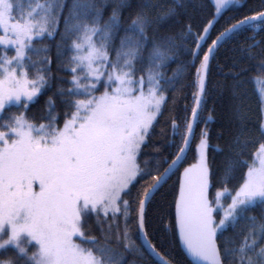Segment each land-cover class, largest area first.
<instances>
[{
  "label": "snow or ice",
  "instance_id": "1",
  "mask_svg": "<svg viewBox=\"0 0 264 264\" xmlns=\"http://www.w3.org/2000/svg\"><path fill=\"white\" fill-rule=\"evenodd\" d=\"M235 5L214 0L206 17L202 0H0V264H176L164 221L189 264H264V86L253 120L239 63L264 83V0ZM57 35L70 86L37 122L30 105L65 79L44 43ZM222 51L240 69L224 147L202 116Z\"/></svg>",
  "mask_w": 264,
  "mask_h": 264
},
{
  "label": "trees",
  "instance_id": "2",
  "mask_svg": "<svg viewBox=\"0 0 264 264\" xmlns=\"http://www.w3.org/2000/svg\"><path fill=\"white\" fill-rule=\"evenodd\" d=\"M26 2V0H25ZM99 3L100 0H97ZM202 3L204 7L201 10L202 16L210 17L211 12L214 8V2L213 0H202ZM259 3V0H241V5H246L247 7H255ZM241 5H236L234 7H240ZM110 9H105V17H107L108 12ZM234 13H230L227 10L223 13L224 19L220 20V24L224 25L227 17L229 15H233ZM127 15V13H125ZM251 35V33H245L242 35L239 39L242 42L251 43V41H245V37ZM59 39V36L57 35L54 38H47L44 40V43L48 44L51 49V56H52V72L54 76H61L64 77V80H57L54 79L52 81V88L48 89L47 92H45L44 95L40 96L37 103L30 105V110L28 112V115L30 118L37 119V122H39V117L43 113V109L45 107V100L49 95H54L56 88L58 85H63L64 87H69L70 85L67 83L68 78H70V72L68 71H58L57 69V58H56V42ZM264 39V33H260L257 36V40ZM261 47H264V45H261ZM9 55L14 54V50L9 48L8 50ZM254 51L259 52V49H254ZM3 52V46L0 45V54ZM238 55V54H237ZM233 53L228 51H222L220 56L218 57V65L219 66H213L212 73H211V84H210V93H209V99L207 108L204 113H202V116L206 117L208 111H212L213 119L209 121V132H210V143L211 144H219L221 147L225 146V139L228 136V132L232 121V105L235 103L232 97V85L234 82V76L232 73L239 72V68L232 67V59ZM36 58L35 56L33 57ZM259 57H257V60ZM241 66L246 67L249 69L246 73H244L243 79L244 83L242 85L241 91L244 93V103L243 108L246 111V113L255 120L256 115L258 114V98H259V80H257V77H261L262 74L253 68V63L247 59H242L239 61ZM175 63L170 65V68H175ZM32 70L30 69V72ZM168 74L171 75V71H168ZM191 77H188L186 80V83L191 82ZM194 90V89H193ZM187 91V90H186ZM57 101V111L62 112L63 106L60 104L59 100L60 98L58 96L54 97ZM191 96L189 95L186 100H178L177 106L172 113V115H177L183 117L185 115V109L184 105H191ZM15 111V109H13ZM168 114H166L167 116ZM7 116L4 114L0 115V120L6 119ZM203 127V125H201ZM161 128H164L167 130V124L161 123ZM156 139H160L159 136V130L157 131ZM255 147H258V145H255L252 147V151L255 150ZM191 153L189 154V161H191ZM223 157L218 158V163L221 162ZM176 181V177H173L172 181H170V185L174 184ZM169 202L171 201V196L168 197ZM167 210V209H166ZM169 216H170V210H168ZM255 214L259 213V209L254 210ZM90 223H93L92 219L90 218ZM167 221H164L161 223L160 231L162 235L167 236L166 240V250L170 251L173 256L176 259V264H189V258L184 254L182 251V246L179 244V242L176 240L175 236H173L170 233L164 232V224H166ZM92 235H95L97 237H100L99 229L95 228V225L93 223V231L91 233ZM165 242V241H162ZM2 251V250H0ZM129 260H131L133 257L129 255L127 257ZM143 264V262H141Z\"/></svg>",
  "mask_w": 264,
  "mask_h": 264
},
{
  "label": "rangeland",
  "instance_id": "3",
  "mask_svg": "<svg viewBox=\"0 0 264 264\" xmlns=\"http://www.w3.org/2000/svg\"><path fill=\"white\" fill-rule=\"evenodd\" d=\"M213 2H214V0H213ZM235 6H236V5H235ZM225 11H226V10H225ZM258 83H259V86H260V87L264 86V83H262L260 80H259ZM260 87H259V88H260ZM0 115H1V114H0Z\"/></svg>",
  "mask_w": 264,
  "mask_h": 264
}]
</instances>
